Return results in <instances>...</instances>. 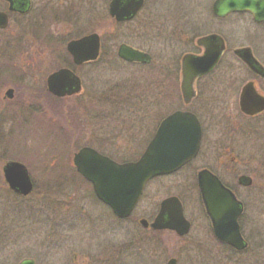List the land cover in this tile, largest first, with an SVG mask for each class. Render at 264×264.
Returning <instances> with one entry per match:
<instances>
[{
	"label": "rangeland",
	"instance_id": "obj_1",
	"mask_svg": "<svg viewBox=\"0 0 264 264\" xmlns=\"http://www.w3.org/2000/svg\"><path fill=\"white\" fill-rule=\"evenodd\" d=\"M31 1L44 12L53 7L63 9L65 16L59 18L62 14L57 12L49 27L44 26V30L50 32L45 44L54 40L52 46H45L34 37L32 42L36 46L27 48L35 70L28 73L27 67H20L23 68L21 75L4 79L0 87V96L8 87L14 94L12 99L0 98V176L5 158L14 155L31 170L34 184L29 195L9 194L14 198L9 201L7 192L11 191L0 181V222H11L9 231H0V264H17L32 253L39 264H166L171 257L177 264H190V251L207 249L206 222L190 188V169L150 181L130 217L132 220H114L110 225V220H103L108 215L107 210L93 199L88 185L66 170H70L69 153L77 146L92 142L115 158L133 155L145 135L146 141L149 140L160 119L184 106L178 76L176 82H172L166 73L175 70L176 63L190 50L192 37L210 28L218 29L220 25L226 31L230 50L243 45L255 48V27L236 17H229L224 23L210 19L206 10L212 0H145L136 21L116 28L111 20L107 21L109 0H97L98 16L92 19L86 15L77 27H88L90 31H96L97 27L99 32L108 30L104 34L107 52L95 65L78 70L83 79L81 93L56 98L44 89L45 75L48 69L54 70L64 62V34L72 32L73 24L62 19L75 17L77 0ZM88 1L93 4V0ZM145 17L162 18L152 27L163 31L162 37L143 36L140 30L146 26ZM92 22H95L94 28ZM35 28L38 29L37 24ZM121 42L144 49L152 55V61L144 66L118 59L116 49ZM22 48L17 58L26 60V52H21L26 47ZM228 53V68L222 67L221 72L212 76L214 80H204L205 87L201 89L205 91L202 94L206 93L207 103L201 105H237L236 93L244 75L236 73L233 66H238L236 58ZM28 62L29 59L24 64L28 66ZM154 68L158 70L156 77L153 79L152 73L149 78ZM224 73L222 80L219 75ZM220 80L225 83L218 86ZM117 90L126 91L129 100L124 101L126 96L122 94L109 99L112 93L124 92ZM214 90L225 91L223 99L213 101ZM116 105L120 109L111 110V106ZM263 138L251 129H244L238 138L241 148L243 146L241 158H245L243 169L249 171L244 174L254 180L251 187L238 186L240 196L248 203L242 215L243 232L255 237L258 245L254 248L252 244L249 251L238 257L208 258L211 262L207 264H264V247L259 246L264 244V162L256 157L247 158L251 153L248 146ZM141 147L143 149L145 144ZM2 148L6 153L1 152ZM247 162H250L248 166ZM227 165L239 169L232 158L227 160ZM229 172L234 176L232 169ZM229 172L222 176L227 183L234 184ZM170 195L183 200L188 217L194 220L191 230L182 237L169 231H144L138 219L151 220L159 202Z\"/></svg>",
	"mask_w": 264,
	"mask_h": 264
},
{
	"label": "flooded vegetation",
	"instance_id": "obj_2",
	"mask_svg": "<svg viewBox=\"0 0 264 264\" xmlns=\"http://www.w3.org/2000/svg\"><path fill=\"white\" fill-rule=\"evenodd\" d=\"M96 1L97 0H93V4H92L91 1H88V0H77V2H76L77 10L75 11V17H71L68 19H62V18L61 19L70 21L68 24H70V23L73 24L72 25V32L69 31L67 34H64L65 51H66V45L69 41L78 40L84 36L96 34L99 38V55H98V57L95 60H86V61H83V62H80L77 64L74 63L75 65H73L71 58H66L67 57L66 56L63 59V61L65 59H70L72 65L75 66L76 69H74L71 66L66 65L65 62L60 63L59 64L60 67H58L54 70L48 69V73L45 75V80H44L45 82L47 80V77L51 73H53L54 71H56L62 67H65V68H68L70 71H72L74 73V75L79 80V89L77 90L78 92L76 94H79L83 91V79L78 74V70L82 66H93V65H95L102 58V54L104 55L105 51L107 52V49L105 48V46H106L105 36L106 35H104V34H107L108 30H107V32L106 31L99 32L98 31L99 29H97V27H96V31L95 30H93V31L87 30L88 27H81V26L77 27L78 25H81V22H82L81 20H82V18L87 17L86 15L91 16L92 19L96 18L98 16V10H97V6L95 4ZM111 1L112 0H109V2H108L107 21L111 20V24L113 26L115 25L116 28L121 27L123 25H127L135 19L137 20L138 17L141 15L140 13L142 12L144 5H145V0H143L141 8L135 13V15L130 20H122V21L116 22L115 18L113 16H111L109 13V3ZM214 1L215 0H212L209 3L208 9L206 10V13H207L206 15H208V17L210 19H213L217 23H219V22L224 23L229 17H236V18H239L241 20L245 19V20L249 21L252 24V26L255 27V30H256L254 33V42H255L256 46L254 48V46L252 47L250 45L249 46L243 45L241 47L230 50L229 46H228V41H227L226 36H225L226 31L225 30L223 31L222 26L219 25L218 29L210 28L209 30H207L206 33H203L200 35H194L191 39L192 44H191L190 50H188V52H187L188 54L194 55V56L201 55L204 51V48L202 46L198 45L197 41L199 38L204 37V36L215 35L216 38H220L221 41L223 42V50H221V52L218 56V60H217L216 64L213 66V68L209 72L204 74L203 76H199L195 79V81H194L195 95L190 100V103L187 104V106L185 105L180 109H176V110H182V111H189L190 113H192L197 118V120L200 124L201 137H200V143H199V147H198V150L196 152V155L189 162L184 164L175 173L170 174V175H165V176L164 175L159 176V178L167 177V176L174 175L178 172H181L182 170L190 169V188H191V191L193 192L194 197L196 198V200L199 204L200 213L203 215V218L206 222V230H207V234H206V247H207V249L206 250H202V249L198 250V248H197L196 250L190 251V264H207V263L211 262V261H209L208 258H212V259L213 258H219V256L238 257L239 254L249 251L250 250L249 247L252 244H253L254 248H256L255 245H258V244H256L257 239H255V237L253 238L251 234L247 233V235H246L243 232L244 231V224L242 223V215L244 214V210L247 208L248 203L246 201H244V199H242V197L240 196V193L238 192V186L251 187L253 185L254 180L252 177L249 176V174H244V173H249V171H247L246 169L245 170L243 169V160L245 161V158L244 159L241 158L243 146L241 148V144H240V141H238V138L241 137V133L244 132V129H246V130L251 129L255 135H261L264 137V106H262V104L264 102L259 99V97L264 99V51L261 50V49H264L262 47V45H264V16H263V14L253 15L252 13H250L248 11H237V12L229 13L225 16H217L213 12V8H212V4ZM126 2H127L126 0H122L121 5H124ZM38 8H39L38 6L35 7L33 5L31 0H0V13H3L5 15V19H0V87L2 86V82L4 79L10 80V79L18 78L19 75H21L20 74L21 71L19 72L20 67H23V66H24L23 68L27 67V68H25V70L28 71V73L31 72L32 70H35L34 64H33V62H31L33 57H32V55H31V57H29L30 53L27 52V50H28L27 48L36 46V43L34 44L32 42V41H34V37L37 40L40 39L41 43L45 46H48V45L52 46L54 44V40H51V41H49L48 44H45V42L48 40L47 36L50 34V32L49 33L46 32L47 31L46 29L49 27V23L52 21V18L56 16L57 12H60V14H62L59 16V18L65 16L64 10L62 9V11H61L60 9L58 10L57 8L53 7L52 10H47L46 12H44L42 10H38ZM159 18L160 19L156 18V19L152 20V19H148L145 17L143 19V23L146 24V26L143 28V30H140V31H142L143 36H151L153 38L162 37L163 31L156 30L157 28H152L153 26H155L154 25L155 21L162 19L161 17H159ZM19 19H22V20L19 21ZM3 23H5L4 26H1V25H3ZM14 23H16L15 28L12 27V25H14ZM106 23H108V22H106ZM36 24H37V28H38L37 30L35 28ZM97 24H98V22H97ZM119 24H121V25H119ZM94 25H95V22H92L93 28L95 27ZM44 26L46 28L45 30H44ZM108 26H109V24H108ZM99 28H101V27H99ZM102 33H103V35H102ZM121 43H125V42H121ZM125 44H128V43H125ZM128 45L133 46L131 44H128ZM22 47H26V50H22L21 52H24V53L26 52L25 59L27 61L29 59L28 66H27V64L26 65L24 64L26 61V60H24V58L22 60L17 58L18 52H20V49H23ZM133 47L137 48L140 51L148 53L147 51H145L142 48H139L136 46H133ZM229 51L236 58V63L238 66L233 65L235 71H237L236 73L241 74V76L244 75V77L240 80V86H239V89L236 93L237 105H212L211 107H209L208 105H201V104L207 103L206 102V93L202 94L205 91L201 89V88L205 87L204 80L206 78H212L213 75L215 76V73L221 72L222 67L228 68L229 64L227 65V62H228L227 60H229V57H230L229 53H228ZM39 53H40V51H39ZM65 54H66V52H65ZM149 55H150V59L148 61H152V59H151L152 55L150 53H149ZM114 56H115V54H114ZM135 63L139 64L138 62H135ZM144 64L148 65L146 63H144ZM23 68H21V70ZM157 71L158 70L156 68H154V70L151 71L149 78H151L152 73H153V79H154L156 77ZM166 74L169 77V81H172V82H176L175 79L178 76V82H179V80H180V60H179V63H176L175 70H171ZM219 76L223 80L225 73L223 75L220 74ZM173 77H174V81H173ZM149 78H147V79L149 80ZM215 78L218 79V76H216ZM162 79H164V77ZM222 80L219 81L218 86L223 85L225 83ZM222 82H223V84H221ZM248 84H251V86L254 90L253 92L255 93L254 94L255 97L251 101H250V99L247 100V103L250 105V107L252 104V112L251 113L244 112V110L241 106V95L243 93L244 87L247 86ZM214 88H215V85H214ZM44 89L49 91L46 83L44 85ZM8 90H10V91L8 92ZM117 91H124V90H117ZM92 94H94V92ZM120 94L126 96L124 101L129 100L128 99V93L126 91L112 93V96L109 97V99H113L116 95H120ZM249 94H250V91H249ZM13 95H14L13 89L8 87L4 91V94H2L0 96V98H1V100L12 99ZM98 95L99 94L96 93L95 97H97ZM224 96H225V91L214 90V94L211 96V98L213 101H220L221 99H223L222 97H224ZM64 97H65V95L58 96L56 98H64ZM250 102H251V104H250ZM117 106L118 105L111 106V110L120 109L119 106L118 107ZM0 111L2 112L1 106H0ZM206 119H208L207 124H206ZM158 123H157V125H158ZM145 136L140 141V143H139L140 145L138 144L139 148L136 149L135 153L133 155H130L129 157H125V158H115V157L111 156L110 154H107V153L101 151L100 149H98L92 142L90 144H82L81 146H84V145L91 146L92 148L97 150L99 153H101L105 156H108L117 162L134 161L140 157V154L143 152V150L145 148L144 147L142 149L141 146L144 144L146 146L147 142L152 137L151 136L149 138V140L146 141L147 138ZM1 138H2V134L0 135V139ZM0 143H1V141H0ZM131 144H133V143H129V145H131ZM248 147H249L248 148L249 153L251 151L250 154L248 153L249 154V156L247 157L248 159H250L251 157H256L259 159L258 161H260L261 163H262V161L264 162V138L259 139L258 142L256 140L255 145H254V143H251V145ZM1 152L6 153V151H4V148L1 149ZM229 158H232V160L234 162L236 161L239 164L238 165L239 169H237V167L234 169L233 166L227 165V160H229ZM18 160L19 159L14 157V155H11L10 157L5 158V163H3V165L1 166L0 181L1 180L4 181V177H3L4 176V172H3L4 166L9 162H14V161H18ZM249 163L250 162H247V166ZM25 166H26V164H25ZM68 167L70 168V170L69 169H66V170L68 172L69 171L73 172L74 168H72L73 166L71 165V163L68 165ZM26 169H27V172L30 174L31 170L27 166H26ZM231 169L234 171V176H233V173L229 172V171H231ZM202 170H207L208 172L215 175L220 180V182L223 184V186L225 188H227L234 195L236 200H238L241 203L242 212H241L240 216L238 217L237 222L239 225L240 234H241V236L244 240V243L246 245L244 249H242V250L236 249L235 247L226 243L225 241L221 240L220 238H218L215 235L210 216L206 212V210L202 204L200 192H199V188H198V184H197V175ZM236 170H238L239 172L236 173ZM227 172H229L232 175L236 185H235V183L230 184V183H227L225 181V179L222 175H224ZM75 174L78 176V174L76 172H75ZM245 178L250 179L251 183L247 184L248 180H245ZM87 185H88L87 187L90 191V194L92 195L91 184L89 183ZM6 186H7V184H6ZM33 186H34V184H33ZM7 188L11 191V193L7 192L8 195L10 194V195H13L14 197L19 196L18 193H16L14 190H11L8 186H7ZM6 191H7V189H6ZM10 195H9V198L11 200L10 199H8V200L12 201L14 198H11ZM92 197L94 198L95 196L92 195ZM176 197L181 202L184 217L189 223V226H190L189 230H191V228L194 225V220L188 217V215L186 213V207H185L183 200L179 196H176ZM96 201H97V203H99V205H102L107 210L108 215L103 220H105V219L110 220V225L114 223L113 222L114 220L123 221V222L132 220L130 218L131 216H129L126 219H120V218L115 217L113 212L109 208V206H107L104 203H101L98 199H96ZM158 208H159V206H158ZM158 208H157V211H158ZM145 219L148 221V223H150L153 218L151 220H149L147 218H145ZM10 227H11V222H9V223H3L2 221L0 222V231L1 232L4 231L6 233L7 231H9ZM141 227L143 228L144 231H151V233L169 231L178 237H182V236L187 235V234L178 235L175 232L170 231V230H158V231H156V230H153L150 227V225L145 226V227L141 226ZM3 229H5V230H3ZM138 240H140V239H138ZM201 242L202 241H200L199 244H201ZM259 246L264 247V244L263 245L261 244ZM24 258L31 259L33 264H39L37 257L33 253L28 254V256L24 257ZM171 258H174V257H171ZM45 264H47V263H45ZM175 264H177L176 259H175Z\"/></svg>",
	"mask_w": 264,
	"mask_h": 264
},
{
	"label": "water",
	"instance_id": "obj_3",
	"mask_svg": "<svg viewBox=\"0 0 264 264\" xmlns=\"http://www.w3.org/2000/svg\"><path fill=\"white\" fill-rule=\"evenodd\" d=\"M126 1L124 5H121L122 0L109 3V13L116 20L131 18L140 9L143 0ZM212 8L217 16L234 11L264 16V0H215ZM0 19H5L3 13H0ZM197 44L204 48L205 52L201 56L186 54L181 59L180 92L185 103H189L195 95L194 81L197 76L207 73L223 50V42L215 35L201 37ZM67 50L76 63L96 59L99 38L91 34L71 40L67 43ZM117 56L128 62H146L149 59L148 54L125 43L118 46ZM47 87L56 96L69 95L77 92L79 80L72 71L60 69L49 75ZM253 91L251 84H248L241 95V106L246 113L252 112V104L250 102V107L247 100L251 101L255 97ZM259 99L264 102L261 97ZM200 136V125L195 116L188 111H175L159 123L154 136L135 162L117 163L90 147L79 149L72 155L71 161L77 172L92 184L95 195L109 205L116 216L125 218L138 202L147 181L178 170L196 155ZM3 172L9 188L23 195L31 191L32 183L22 163L9 162ZM245 180H248L247 184L251 183L250 179ZM197 182L215 235L236 249H244L246 245L237 222L242 212L241 203L207 170L198 173ZM139 222L144 227L148 226L146 219H140ZM150 226L153 229L175 230L182 235L188 231L189 223L182 214L179 200L172 196L161 201ZM18 264L33 262L24 258ZM167 264H175V260L170 259Z\"/></svg>",
	"mask_w": 264,
	"mask_h": 264
},
{
	"label": "trees",
	"instance_id": "obj_4",
	"mask_svg": "<svg viewBox=\"0 0 264 264\" xmlns=\"http://www.w3.org/2000/svg\"><path fill=\"white\" fill-rule=\"evenodd\" d=\"M119 25H121V24H119ZM105 42H106V39H105ZM19 48H20V47H19ZM66 56H67V55H66ZM64 62H65L66 65L71 66V67H73L74 69H76V67L72 65L70 59H65ZM20 71L22 72L21 69H19V72H20ZM174 91H175V94H176V93H177V85H176V83H175V85H174ZM52 131H54V130H52ZM61 131H62V130H61ZM73 172L75 173L74 170H73Z\"/></svg>",
	"mask_w": 264,
	"mask_h": 264
}]
</instances>
